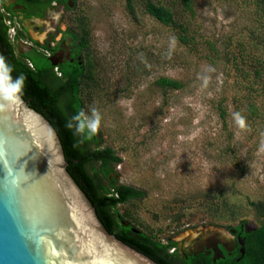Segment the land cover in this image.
<instances>
[{"label":"rangeland","instance_id":"obj_1","mask_svg":"<svg viewBox=\"0 0 264 264\" xmlns=\"http://www.w3.org/2000/svg\"><path fill=\"white\" fill-rule=\"evenodd\" d=\"M134 2L129 14L125 0H77L66 14L89 34L86 61L92 62L93 80L80 98L82 110L95 106L102 118L91 148L114 150L120 162L108 180L141 195L117 206L122 224L160 243H176L180 251L199 235L229 237L227 228L238 223L249 231L259 228L264 225L259 0H189L187 6L153 0L173 12L182 33L147 15L142 0ZM45 22L40 37L52 30L56 15ZM15 29L8 28L11 43ZM162 78L181 87L159 88Z\"/></svg>","mask_w":264,"mask_h":264},{"label":"water","instance_id":"obj_2","mask_svg":"<svg viewBox=\"0 0 264 264\" xmlns=\"http://www.w3.org/2000/svg\"><path fill=\"white\" fill-rule=\"evenodd\" d=\"M66 167L41 114L0 109V264H156L106 231Z\"/></svg>","mask_w":264,"mask_h":264},{"label":"trees","instance_id":"obj_3","mask_svg":"<svg viewBox=\"0 0 264 264\" xmlns=\"http://www.w3.org/2000/svg\"><path fill=\"white\" fill-rule=\"evenodd\" d=\"M181 1L186 6L189 3V0ZM134 3V0H125L129 14L133 13ZM259 5L264 12V0H259ZM142 6L144 12L158 23L176 32H183V28L176 22L173 12L161 5L160 2L142 0ZM6 32L7 27L2 24L0 17V55L5 57L7 62L14 67L12 72L14 78L21 74L26 78L21 98L27 102L30 108L41 114L55 130L62 146L64 159L67 162V172L93 206L106 231L124 244L147 256L156 264H171L168 252L175 243L163 244L152 240L132 226L123 227L122 220H120L122 216L119 215L117 206L139 198L141 195L131 187L117 186L114 180H108V175L112 172L113 166L120 162V158L114 153V150L109 148L93 150L90 145L95 140L94 135L89 137L85 132L83 136H79L75 134L74 130L66 127L68 120L83 108L80 94L82 89L93 80L92 62L87 61L86 74L81 71L76 76L65 75L69 78L65 80L62 86L66 88L68 99L65 100L67 102L65 105H60L59 101L57 102V96L63 89L57 87L56 92L51 94L41 79V75L45 71L44 66L47 65L35 57H30L28 60L23 59L22 56L16 57ZM178 40L185 43L182 36H179ZM77 77L80 79L76 80ZM156 85L159 88L172 90L181 87L178 82L165 78L157 80ZM133 229L135 232L132 231ZM254 235L255 241L262 245L264 243L263 224L260 225ZM247 260L246 258L243 264H249L250 260Z\"/></svg>","mask_w":264,"mask_h":264},{"label":"flooded vegetation","instance_id":"obj_4","mask_svg":"<svg viewBox=\"0 0 264 264\" xmlns=\"http://www.w3.org/2000/svg\"><path fill=\"white\" fill-rule=\"evenodd\" d=\"M77 4V0H0V17L7 32L9 26L16 25L13 43L6 32L15 56H22L25 60L35 57L44 61L47 66H44L41 79L51 94L56 92L57 87L63 89L57 96L60 105H65L68 99L66 88L62 86L65 80L81 71L87 73L89 34L83 33V27L79 29L74 17H66ZM54 15L56 22L52 30L40 37L45 20H51ZM62 18L66 19L67 24L58 23L60 20L62 22ZM259 228L249 231L244 224L238 223L227 228L229 237L216 233L199 235L193 246L184 247L181 251L175 243L168 252L169 260L171 264H243L247 258L249 264H264V243L258 244L254 235ZM132 231L135 232L134 229Z\"/></svg>","mask_w":264,"mask_h":264},{"label":"clouds","instance_id":"obj_5","mask_svg":"<svg viewBox=\"0 0 264 264\" xmlns=\"http://www.w3.org/2000/svg\"><path fill=\"white\" fill-rule=\"evenodd\" d=\"M13 71L14 67L7 62L5 57L0 55V109L12 105L23 94L26 78L23 74L14 78L12 76ZM234 118L238 125L243 126L244 119L239 113H236ZM101 119L100 111L95 106H91L88 113L81 110L72 116L66 127L74 130L76 135L83 136L87 132L88 136L91 137L98 133L101 127Z\"/></svg>","mask_w":264,"mask_h":264}]
</instances>
